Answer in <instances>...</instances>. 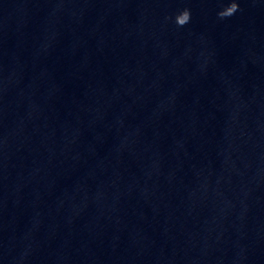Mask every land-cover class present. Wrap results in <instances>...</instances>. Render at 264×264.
Returning <instances> with one entry per match:
<instances>
[{
    "label": "water",
    "instance_id": "water-1",
    "mask_svg": "<svg viewBox=\"0 0 264 264\" xmlns=\"http://www.w3.org/2000/svg\"><path fill=\"white\" fill-rule=\"evenodd\" d=\"M0 264H264V0H0Z\"/></svg>",
    "mask_w": 264,
    "mask_h": 264
}]
</instances>
